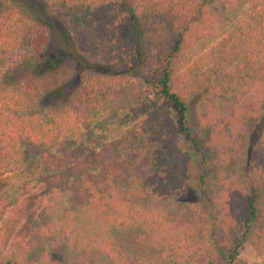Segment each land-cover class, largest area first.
I'll return each instance as SVG.
<instances>
[{
    "label": "trees",
    "instance_id": "16d2710c",
    "mask_svg": "<svg viewBox=\"0 0 264 264\" xmlns=\"http://www.w3.org/2000/svg\"><path fill=\"white\" fill-rule=\"evenodd\" d=\"M244 243L264 264V0H0V264Z\"/></svg>",
    "mask_w": 264,
    "mask_h": 264
},
{
    "label": "rangeland",
    "instance_id": "374dc122",
    "mask_svg": "<svg viewBox=\"0 0 264 264\" xmlns=\"http://www.w3.org/2000/svg\"><path fill=\"white\" fill-rule=\"evenodd\" d=\"M72 48L71 40L69 37L62 31V29L55 23H49L48 30V42L46 45V52L49 57H57L58 62L61 66L69 67L67 72V80L71 82L76 78L77 73L76 69L71 68V59L66 57L68 51ZM69 56V55H68ZM238 264H258L259 260L252 249L247 243L242 244L238 251L237 257Z\"/></svg>",
    "mask_w": 264,
    "mask_h": 264
}]
</instances>
